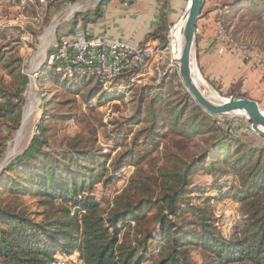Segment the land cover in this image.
Returning <instances> with one entry per match:
<instances>
[{"label":"trees","instance_id":"1","mask_svg":"<svg viewBox=\"0 0 264 264\" xmlns=\"http://www.w3.org/2000/svg\"><path fill=\"white\" fill-rule=\"evenodd\" d=\"M110 1L100 0L92 10L77 13L70 28L56 34V46L49 54L56 53L61 40L75 31L79 21L91 24L100 19ZM120 1L131 5L138 0ZM156 2V27L141 45L151 40L160 45L166 43L165 35L171 25L168 4L167 0ZM248 13L264 24V0H233L224 12L229 17L238 15L241 21ZM6 57L1 46L0 64L9 68L8 75L17 87L15 92L5 93L0 85L1 138L2 121L19 110L21 88L27 83L14 67L19 58ZM62 74L56 64H51L45 66L41 75L71 93L94 82L78 76L62 79ZM160 89L161 86L140 89L142 99L147 95L149 99L136 106L127 123L144 122L145 127L131 135L129 145L108 164L101 162L108 158L106 154L98 156L94 152L95 137L89 147L74 138L77 141L60 153L43 149L46 142L35 138L21 156L0 172V189L17 199L38 198L36 204L43 208L41 212H30L24 205L0 204V264H57L68 257L71 264H196L191 259V251L196 248L206 255L201 264H264V148L246 150L248 146L240 139L226 140L231 138L215 126V118L188 93L175 98L170 91L162 94ZM117 95L102 90L95 82L83 97L89 108L96 96L97 103L105 104ZM162 96L168 99L162 101ZM49 115L56 120L69 119ZM45 130L41 126L40 131ZM216 131L217 138L187 162L181 159L180 152L171 150L173 142L191 141L203 132ZM1 138L0 154L6 141ZM164 138L166 143L158 154L165 165L155 164L153 174L146 176L145 161H156L150 153L159 148ZM233 149L236 160L229 162ZM252 158L256 160L251 162ZM128 167L134 168L133 175L121 191L107 200L108 210L101 212L99 200L92 196L93 189L116 184L122 170ZM201 174L209 175L211 183L197 182L195 175ZM210 189L216 191L215 197L205 195ZM194 197L203 201L196 205L191 202ZM227 198L238 199L240 212L246 214L242 224L233 227L229 239L216 232L215 220L205 217L209 201Z\"/></svg>","mask_w":264,"mask_h":264},{"label":"rangeland","instance_id":"2","mask_svg":"<svg viewBox=\"0 0 264 264\" xmlns=\"http://www.w3.org/2000/svg\"><path fill=\"white\" fill-rule=\"evenodd\" d=\"M99 1L0 0V47L2 46L6 52V58L11 55L19 58L20 62L14 67L18 68L20 76L27 79V83L21 88L19 110L7 115L2 121L1 136L6 141L3 152L0 154V172L15 158L21 156L35 138L46 142L43 149L60 153L72 141H77L74 138L81 139L84 141L82 145L89 147L90 140L95 137L97 143L93 147L94 152L98 156H102L101 153L106 154L108 158L102 159L101 162L108 164L110 159L129 145L131 135L145 127L144 122L127 123V120L135 114L136 106L149 99L148 95L142 99L141 88L161 86L162 94L170 91L169 93L175 98H180L188 93L182 84L178 74V65L172 59L169 49L172 28L184 17L188 0H167L171 25L165 35L166 43L160 45L156 40H151L156 42L154 44L158 50H156L157 57L149 64L144 65L142 70L116 80L114 87L109 90L118 94V98L115 100L105 104L102 101L97 103L99 96H96L88 108L83 96L94 87L95 80L82 87L78 92L71 93L65 87L57 85L41 75L45 66L51 64H56L59 69L64 70L65 62L63 60L56 62L52 60V62L50 59L54 53L49 54V52L56 46V34L68 30L72 24V18L77 13L92 10ZM232 1L204 0L201 16L196 25L192 68L200 80L198 87L202 92L208 87L221 100L231 97L251 99L259 105L264 113V24L255 21V18L249 14L250 12L242 18V21L238 15L235 17L225 15L226 7ZM74 4L78 6L76 13L70 14L69 18H66L68 5ZM80 24L84 23L79 21L75 30H79ZM81 30H83V35L90 38L84 28ZM103 34L111 37L109 34ZM119 41L123 42V40ZM151 41L148 42L151 43ZM8 74L9 68L0 64L2 90H5V93H13L17 85ZM76 76L72 74L68 76L63 73L61 78L67 79ZM126 88L129 89L126 90ZM167 99L162 96L161 100L166 101ZM45 104L47 106H44ZM44 109L47 110V113L42 121ZM47 114L69 116V119L56 120ZM214 118L215 126L222 129L224 135L227 134V138H231L226 140L240 139L248 146L246 150L255 146L264 148V139L252 131L245 114L222 115ZM41 126L46 129L43 133L40 131ZM113 130L116 133L119 131V134L115 135L111 132ZM218 133L217 131L203 132L191 141H182L177 144L173 142L170 147L172 152H180L181 159L187 162L202 153L207 145L217 138ZM164 139L160 142L159 148L150 153V158L155 156L156 161L147 163L149 160L147 157L145 166L140 164L147 169L146 176L153 174L155 164H158L157 166L165 165L159 159L160 155L158 154V151L166 143L167 139ZM75 142L73 143L75 144ZM117 143L121 146H118ZM234 150L230 151L229 162L236 160L234 159ZM255 160L256 158H252L251 162ZM133 173L134 168H125L116 184L106 188L98 185L93 189L92 196L99 200L101 212L108 210L107 200L110 201L116 192L126 186L128 178ZM195 180L202 185L210 184L212 181L207 174L195 175ZM227 184L231 186L232 182L228 180ZM205 195L215 197L216 191L210 189ZM194 198L191 202L196 205L203 201L198 197ZM36 202H38V198L23 196L17 199L6 190L0 189V204L2 205L20 204L26 206L30 212H41L43 208ZM209 204L210 206L205 209V217L215 220L216 232L226 239L231 238L233 227L242 224V219L246 216L245 213L240 212L241 202L238 199L227 198L212 200L209 201ZM190 217L188 215V218ZM73 258H75V254H73ZM67 259H60L57 264H71ZM191 259L194 263L201 264L206 259V255L196 248L191 251Z\"/></svg>","mask_w":264,"mask_h":264},{"label":"built area","instance_id":"3","mask_svg":"<svg viewBox=\"0 0 264 264\" xmlns=\"http://www.w3.org/2000/svg\"><path fill=\"white\" fill-rule=\"evenodd\" d=\"M68 6L66 18L78 9L77 4ZM61 42L66 43V53L57 60H63L67 67L91 63V67L97 69L103 78L143 67L155 56L150 50V42L144 45L122 42L105 34L88 38L81 29L72 39Z\"/></svg>","mask_w":264,"mask_h":264},{"label":"water","instance_id":"4","mask_svg":"<svg viewBox=\"0 0 264 264\" xmlns=\"http://www.w3.org/2000/svg\"><path fill=\"white\" fill-rule=\"evenodd\" d=\"M204 0H189L180 31L181 48L178 59V74L182 84L194 102L211 117L242 112L246 115L254 133L264 139V113L259 105L248 98L231 97L224 102L213 103L207 100L203 92L194 83L192 74V56L195 47L196 25L201 16ZM182 18V19H183Z\"/></svg>","mask_w":264,"mask_h":264},{"label":"crops","instance_id":"5","mask_svg":"<svg viewBox=\"0 0 264 264\" xmlns=\"http://www.w3.org/2000/svg\"><path fill=\"white\" fill-rule=\"evenodd\" d=\"M158 21V5L156 0H138L125 5L120 0H111L103 9V15L95 23L80 24L79 29L88 36L106 33L111 37L128 43H138L153 31ZM77 30L71 36L73 38ZM156 43L155 41H151Z\"/></svg>","mask_w":264,"mask_h":264},{"label":"bare ground","instance_id":"6","mask_svg":"<svg viewBox=\"0 0 264 264\" xmlns=\"http://www.w3.org/2000/svg\"><path fill=\"white\" fill-rule=\"evenodd\" d=\"M188 5H189V0L187 2V8H188ZM183 22H184V18L183 19L181 18V20L176 25H174V27L172 28V32L170 35V48H169L170 49V55L172 56V59L177 63V65H178V59H179L180 48H181L180 31H181V28L183 26ZM70 39H72V38H65L63 41H68ZM156 48H157L156 44L151 42L150 43V50L153 51V54L155 55L151 59V61H153V59H155L158 55V53L156 52V50H157ZM65 53H66V43L62 42L61 45L59 46V48L56 50V53H54L50 57V59H51V61L53 60L54 62H56L57 59L63 58ZM151 61H149L148 64ZM192 67H193V65H192ZM140 70H142V67L132 69L131 71H128V72H120L117 74H113V75H110L109 78H103V77H101V74L97 69H95L94 67H91V63H78V65H76V66H70V67L65 66L64 70L62 69L64 75L69 76L72 74V75L86 76V77L92 78V80H95L100 85L102 90H107V91L111 90L114 87L116 80H118L123 75L138 72ZM192 74H193V78H194V83L196 84V86H199L200 80L196 76V73L193 71V68H192ZM202 94L204 95V97L207 100H209L210 102H213V103L225 101V100L219 99L218 96L208 87L205 88V90ZM233 114H244V113L236 112Z\"/></svg>","mask_w":264,"mask_h":264}]
</instances>
